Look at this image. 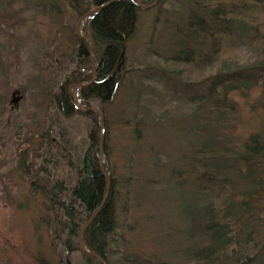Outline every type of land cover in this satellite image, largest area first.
<instances>
[{
    "label": "trees",
    "instance_id": "16d2710c",
    "mask_svg": "<svg viewBox=\"0 0 264 264\" xmlns=\"http://www.w3.org/2000/svg\"><path fill=\"white\" fill-rule=\"evenodd\" d=\"M22 1V7H31L30 0ZM41 1L57 13V0L50 5ZM62 1L78 18L109 0ZM173 1L177 8L173 14L165 10L169 0H156L145 10L157 11L148 19L153 29L167 17L168 24L180 25L188 39L180 52L185 60L170 61L179 68L172 70L175 74L162 70L163 77L174 85L204 83L200 105L190 115L193 125L180 127L187 143L186 152L179 155L183 162L169 170L183 201L173 225L155 218L165 216L159 212L166 201H158L156 195L169 180L154 172L168 163V150L151 144L140 150L126 147L127 142L110 160V129L119 124L130 127L133 142L141 143L140 131L160 122L159 116L114 118L111 110L128 72L157 67L126 64L127 44L142 25L137 0H114L81 23L93 43L95 78L87 86L80 87L91 79L88 42L73 31L74 45L66 54L60 43L61 50L55 48L60 59H55V73L44 81V89L36 86L43 83L39 71L34 84L25 89L3 87L0 79V185H16L17 179L30 197L40 201L35 230L44 228L51 259L54 255L56 260L37 251V264H101L77 244L80 226L105 191L97 164L98 115L77 109L72 94L83 108L91 102L103 118L102 167L109 186L82 233L88 250L105 264H264V0ZM11 8L21 15L17 7ZM237 42L249 50L252 60L226 63L221 56L238 48ZM142 43L148 49L151 37ZM38 66L32 65L33 70ZM69 66L70 78L57 79ZM182 66L200 68L198 79H183ZM203 68L208 75L200 76ZM38 91L40 102L33 97ZM81 119L87 124L75 140L70 137L74 129L70 122L80 125ZM175 121L170 119V124ZM142 154H149L153 162L143 160ZM85 155L91 174L82 168ZM3 192L13 201L14 191ZM75 253L78 258L73 259Z\"/></svg>",
    "mask_w": 264,
    "mask_h": 264
},
{
    "label": "rangeland",
    "instance_id": "374dc122",
    "mask_svg": "<svg viewBox=\"0 0 264 264\" xmlns=\"http://www.w3.org/2000/svg\"><path fill=\"white\" fill-rule=\"evenodd\" d=\"M44 1L47 5L53 3L51 0ZM57 1L54 4L57 9L56 13L55 9L44 7L41 0H30L31 7L28 9L22 7V0H0V79L3 81V87L14 85L21 89L28 88L29 85L34 84L35 73L39 71L43 83L40 81L41 83H37L36 86L44 89V81L50 79L55 73V59L56 61L60 59V53L55 52V48H60L57 45L60 43L63 48H66L63 49L65 54L74 45L70 38L72 31L74 32L77 18L68 9L67 4L62 0ZM173 3L176 2L169 0V4L165 8L167 14H173L177 10L176 4ZM11 7L14 9L17 7L21 15L15 13ZM145 10L141 9L142 13L139 11L142 25L127 44L126 64L142 68L144 66L157 67L128 72L125 85L113 99L114 104L111 110L114 118L119 114L123 115L121 118H124V115H132L137 119H142L141 117L145 116L152 120L155 116H159L160 122L154 128L140 131L143 139L141 143L133 142L130 135L132 131L128 130L130 127L123 128L119 124L112 128V132L110 129L108 141L113 143V145L110 144V152L112 155L114 151L116 153L114 156L111 155L110 160L116 159L117 151L127 142L126 147L140 150L143 149L141 145L149 144L161 145L168 150L167 153L171 154V156H167L168 163L163 165L162 169L157 168L154 172L161 176L166 175L169 180V183L164 188H160L156 195L158 201H166V204L163 205V212H159L160 215L165 216L163 218L156 216L155 218L173 225L177 223L175 211L182 208L183 201L180 199L178 182L171 181L169 170L171 167H178L183 162L179 155L186 152L187 143L182 138L184 131L181 132L180 127L193 125L190 115L200 105L201 101L198 98L203 96L204 83L196 85L193 83L190 86L184 85V83L179 84V81L177 85H174V81L164 79L162 70L168 74L174 73L175 71L172 70L179 68V65L171 64L170 61L185 60L180 52H183L188 46V39L185 34L180 32L181 26L175 23L168 24L167 17L164 18V15L161 16L164 18L163 22H157L153 29L148 19L154 17L157 11L155 9ZM81 32L85 31L81 29ZM147 35L151 37L148 49L142 48V42ZM238 44V48H234L232 52L226 51L227 53L221 56V58H225L226 63L231 61V64L239 65L252 60L249 50L241 46V43ZM28 47L30 48L28 49ZM37 48L40 49L39 52L35 51ZM35 63H38L39 66L33 70L32 65L35 66ZM204 66L206 67V64ZM71 67H67L66 71L58 74L57 79L61 78V75L68 74ZM182 67L184 68L181 74L182 78L198 79L200 68H197V71L196 68ZM201 73L200 76L209 74L207 68H203ZM174 74L171 75L174 76ZM39 91L33 96L38 102L42 98ZM172 118H177V121L170 124ZM76 122L75 120L70 122L71 125H74L70 137H75V140L82 135L87 124L84 119H81L80 125H77ZM177 127H179L178 130ZM141 156L144 157L143 160L153 162L149 154ZM14 181L17 182L16 185H0V195H2L0 198V264H37L34 260V252L37 253V251L51 259L44 228L41 226L40 230H35L40 201L36 197H30L32 195L26 192L17 179ZM4 189L14 191L12 193L13 201L11 195L7 197L6 193L3 194ZM22 197H27V199ZM21 203L23 205L25 203L24 208L18 206ZM185 246L186 244L182 248ZM75 258H78L77 253L73 256V259ZM51 260L54 262L56 257L53 255Z\"/></svg>",
    "mask_w": 264,
    "mask_h": 264
},
{
    "label": "water",
    "instance_id": "95a60500",
    "mask_svg": "<svg viewBox=\"0 0 264 264\" xmlns=\"http://www.w3.org/2000/svg\"><path fill=\"white\" fill-rule=\"evenodd\" d=\"M112 1H114V0H109L107 3H104L102 5H98V6L90 8L89 10H87L83 14H81L76 20V23H75V26H74V33H75V35L78 38L87 40V42H88V54H89V58H90L91 65H92L91 66V79L88 82H86L85 84L80 85V87L87 86L95 78V68H94L93 60H92L93 43H92V40H91V38H90L88 33L81 32V23L83 21H85V19L90 14L99 11L102 7L106 6V4H108V3L112 2ZM155 1L156 0H153V1L149 2V3H142L140 0H137V5H138V7L140 9H146V8L152 6L155 3ZM121 55H122V52H121L120 56ZM70 76H71V72L64 75L65 78H70ZM73 97H74V103H75V105H77V108L79 110H94L97 113V115H98L99 130H98V141H97V164H98L99 171L105 177V191H104V194L102 196V199L99 202V204L96 207V209L93 211V213L80 226V228L78 230V233H77V244H78L79 248L84 253H87L89 255H92V256L96 257L101 262V264H105L104 261L96 253H94L91 250H88L85 247V245L83 244V242H82V233H83L85 227L89 224V222L92 220V218L95 216V214L98 212L99 208L101 207L103 201L106 198L107 191H108V186H109V177L105 173V171H104V169L102 167V157H103V118H102L101 112L95 106H93L91 102H88V106L87 107L81 108L78 105V103H77V100L75 98V94H73ZM82 168L87 174H91L92 168H91L89 159L87 158L86 155L83 156V158H82Z\"/></svg>",
    "mask_w": 264,
    "mask_h": 264
},
{
    "label": "bare ground",
    "instance_id": "6f19581e",
    "mask_svg": "<svg viewBox=\"0 0 264 264\" xmlns=\"http://www.w3.org/2000/svg\"><path fill=\"white\" fill-rule=\"evenodd\" d=\"M73 95V94H72ZM75 98H76V96H75ZM78 103V102H77ZM79 105V104H78ZM80 107H81V105H79ZM77 107V106H76ZM81 108H83V107H81ZM78 109V108H77Z\"/></svg>",
    "mask_w": 264,
    "mask_h": 264
}]
</instances>
